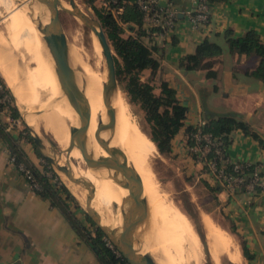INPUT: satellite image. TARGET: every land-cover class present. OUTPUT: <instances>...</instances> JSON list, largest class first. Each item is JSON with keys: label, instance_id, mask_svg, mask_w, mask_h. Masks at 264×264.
I'll return each mask as SVG.
<instances>
[{"label": "crops", "instance_id": "crops-1", "mask_svg": "<svg viewBox=\"0 0 264 264\" xmlns=\"http://www.w3.org/2000/svg\"><path fill=\"white\" fill-rule=\"evenodd\" d=\"M177 5L181 13L178 29L154 38L159 47L155 55L161 58L162 71L152 84L159 91L161 78L167 80L177 89L181 103L188 107L184 125L172 140V152L166 157L177 158L183 170L194 176L191 186L201 185L202 194L209 195L204 199L198 194L197 204L203 211L215 215L220 226L237 241L241 254V262L237 264H264V195L249 196L241 190L231 196L225 188L215 184L206 167L184 148L189 128L203 118L208 120L207 115L217 118L229 111L241 114L264 139V84L243 76L241 67L247 62L243 59L239 64L237 56L226 51L216 62L215 78H208L204 70L190 75L179 66L181 58L193 52L203 39L214 38L228 28L233 29L236 36L254 30L264 41V0L213 1L212 24L201 31L189 26L184 11L190 4L180 1ZM149 74L145 71L143 79L147 80ZM29 145L26 143L23 150L37 163L43 155L37 146L36 155ZM228 152L235 161L260 165L264 173V147L242 129L229 135ZM242 241L253 255L251 259L243 255ZM0 264H102L62 209L36 193L10 163L9 149L1 135Z\"/></svg>", "mask_w": 264, "mask_h": 264}, {"label": "bare ground", "instance_id": "bare-ground-1", "mask_svg": "<svg viewBox=\"0 0 264 264\" xmlns=\"http://www.w3.org/2000/svg\"><path fill=\"white\" fill-rule=\"evenodd\" d=\"M61 1L66 9L73 10L68 0ZM0 2H3L5 6L3 7L7 8L6 10L14 7L13 11L21 9L22 12L15 19L13 18L14 20L11 19L12 21L7 19L8 22L0 30V71L5 82L16 95L17 103L23 107V114L29 125L39 135L38 126L28 113L33 110V106L43 104L51 100L52 97L55 99L57 96L64 95L65 100L62 103L68 105L66 112L69 111L72 126L79 127V115L62 90L54 56L43 39V33L37 27L38 22L43 25L49 24L50 10L37 0H1ZM74 19L78 25L84 24L82 19L75 16ZM7 32H11L14 37L9 34L11 38L6 39L9 38V36L4 37ZM93 33L95 34V32ZM93 45L90 57H86L76 45L68 43L69 61L74 70L78 90L85 95L91 111L93 106L97 109V115L94 114L96 119L95 121L90 120L86 137L72 131L73 143L81 149L83 154L88 150L96 159L108 156V152L102 148L99 142L109 144L123 152L124 156L120 155V160L126 161L128 178L132 182H140L143 185L144 197L147 199L149 207V217L141 232L145 238L142 249H139L140 253H150L157 264H199L201 238L199 240V234L191 221L179 208L169 203L160 187L154 182L152 170L149 169L150 165L147 166L148 164L146 165L140 156L144 150L151 149V143L135 123L124 95L119 89L115 90L111 98L112 106L116 111V123L109 130L104 127V124L109 122L108 109H110L104 96L108 81V69L98 37L97 40L94 39ZM85 53L87 54V52ZM18 55L23 60L33 57L36 66L33 75L34 83L28 82L31 79L30 66L26 65L24 70L20 69ZM97 127L98 133L93 141ZM62 138L65 137L61 136L60 139L62 140ZM92 141L94 150L90 146ZM55 160L57 165L65 166L63 161L57 160V157ZM70 166L71 175L76 178H86L93 183L95 196L92 207L100 214L102 224L111 227L118 234H126L129 224L140 221L139 215L126 202L127 197L122 192L123 190L129 192V190L114 180L116 173L112 165L103 162L95 169L87 167L85 172L73 167L71 161ZM60 173L63 181L84 203L88 197V189L72 182L66 173L62 171ZM118 178H121V175H118ZM133 191L135 193L137 189L133 188ZM115 192L122 202L114 205L115 201L112 197ZM128 208L129 214H132L131 217L129 216L130 218H127ZM201 223L205 229V238L213 264H219L222 255H226L231 262L240 263V249L234 240L226 235L221 227L207 215H201Z\"/></svg>", "mask_w": 264, "mask_h": 264}, {"label": "trees", "instance_id": "trees-1", "mask_svg": "<svg viewBox=\"0 0 264 264\" xmlns=\"http://www.w3.org/2000/svg\"><path fill=\"white\" fill-rule=\"evenodd\" d=\"M92 1L86 0L89 4H92ZM106 1L109 2V0ZM120 5H124V11L114 14L110 9L104 11L92 4L116 53L115 60L120 87L126 92L129 103L139 104L144 111L145 120L150 130L143 129L142 131L156 144L161 155L168 156L172 152V140L184 125L188 107L181 103L177 89L167 80L161 78L159 91L156 90L152 80L156 78L157 73L162 71V62L161 58L155 55L159 51V47L154 42L155 37L149 36L142 28V12L137 6L131 4L128 0H119V4L116 5L110 3V7L113 8ZM126 30L131 33L126 35ZM145 39L154 44L149 46ZM225 51L232 56H237L239 64L244 61L247 62L241 67L240 72L243 76L261 81L264 84V41L254 30H247L243 35L236 36L234 30L228 28L222 34H215L214 38L206 37L197 44L193 52L181 58L179 66L190 75L204 70L208 78H215L217 72L214 67L218 58ZM145 71L150 72L147 80L143 79ZM0 84L7 89L6 92L11 98L7 102L10 106L11 116L13 118L21 117L18 108L12 104L13 94L8 90L1 74ZM3 95L4 93L0 91V97ZM4 107L5 103L0 102V113ZM207 116L208 125L206 129L215 135L223 136L227 144H229V135L232 131L242 129L245 133L257 139L264 147V139L260 133L241 114L229 111L219 114L217 118ZM193 130V127L189 128L188 134ZM0 135L12 156H15V163L17 165L24 163L32 168L41 185V190L34 188L33 190L40 196L49 199L52 205L62 209L72 227L80 238L90 246L102 264H129L122 256L117 257L116 253L107 246L105 234L84 211L68 187L62 183L56 184L43 170L32 163L19 142H17L16 136L6 131V125L2 124L1 119ZM31 140L33 141L32 137ZM56 176L57 174L54 172V177ZM58 181L60 180L58 179ZM210 190H215V188H210ZM63 193L66 194L68 199L75 202L77 210L84 212L86 223L77 216L76 212L64 200ZM188 214L194 219L195 224H197L196 228L202 240H204V230L198 220V211H188ZM87 222L94 229L90 228ZM241 245L243 255L251 259L253 255L248 250L245 242L242 241ZM227 261L228 264H234L230 260Z\"/></svg>", "mask_w": 264, "mask_h": 264}, {"label": "rangeland", "instance_id": "rangeland-1", "mask_svg": "<svg viewBox=\"0 0 264 264\" xmlns=\"http://www.w3.org/2000/svg\"><path fill=\"white\" fill-rule=\"evenodd\" d=\"M76 2L78 3V5L80 6V8L82 10H84L89 15L96 17V18H99V17L96 14V11L93 8V6H96V7L100 8L104 11L110 9V6L108 3H106V0H93L92 1L93 6H92V4H89L88 2H86V0H76ZM1 4H2V6H1ZM3 6H4L3 2L2 3L0 2V10H1L0 11V30H2V28L6 25V22L14 20L15 17L18 16L21 12V9L19 11H13L14 7L13 8L11 7L9 10H6L7 8L4 9L5 6L4 7ZM9 14H10V16H9ZM61 17H62L65 32H66V35L68 38V43L76 45L86 57H90L91 51L93 50V46H94L93 45L94 39L97 40V36L93 33L94 31H91L84 24L78 25L74 19V16L68 14L67 12L63 11L61 13ZM5 18H6V20H5ZM7 19H8V21H7ZM125 33H126V35L129 34L127 30ZM9 34L12 35L11 37H14V35L11 32H7L6 35H4V37L6 38L7 36H9V38H6V39H10L11 37ZM145 41H147V44L149 46H152L154 44L153 42H149L148 39L147 40L145 39ZM85 52H87V54ZM18 65L20 66L21 70H24L26 68V65L30 66V72H31L30 77H31V79H29L28 82H30V84H31V82L34 83L35 77H33V75H34V71H35L36 66H35V61H34L33 57H28L27 60H25V59L23 60L18 55ZM6 86H7L8 90H10V92L13 94L14 98H13L12 104H13V106H16L18 108V110L20 111L21 117L16 119V120H19V124L18 125L15 124L11 120V117L9 116V114H11L10 108H8V106H5L0 113V119L2 121V124L6 125V128L9 131L13 132L12 134H14L16 136L17 142H19L22 149L24 148V145L26 143L27 144L29 143L31 145V148L34 150V153L36 155H38V153H37L38 150L36 148V145L31 140L32 132L29 129V127H28L29 123L23 114L24 113L23 107L17 103V99L15 98L16 95L14 94L13 90L7 85V83H6ZM3 90L5 91V93H7L6 88L3 87ZM119 90L124 95V98L126 100V104L128 105L129 110L133 115V119H134L135 123L139 126L141 131L143 129L149 131L150 127L145 120V113L142 110V108L140 107V105L129 103L126 92H124L121 87L119 88ZM11 97H12V95H11ZM52 98H51V100L44 102L43 104H38L37 106L36 105L33 106V110L28 113L30 115V118L36 124V126H38L37 128L39 130V136L44 143V148H42V152L48 156H51L54 158L57 157V160H59L60 162L63 161L64 164L67 165L68 158L66 155V150L67 151L70 150V161L72 162V166L80 169L83 172H85L87 166H86V162L84 160L85 159L84 154L82 153L81 149L73 143V140H72V131H73L72 119L69 116V111L66 112L68 105L62 103V101L65 100V97L63 95L60 97L57 96V98H55V99H52ZM29 100L31 101L30 98H29ZM94 114L97 115V109L95 108V106H93L92 111H91V120L95 121L96 116ZM94 129H95V126H94ZM97 133H98V127L96 128V132L93 135V137H94L93 141H95ZM144 135L148 138L149 142L151 143V149L144 150L140 154V156L145 161L146 165L148 164L147 166L150 165L149 166L150 168L149 167L148 168L152 170V171L151 170L150 171H151V174L154 175V176L152 175L153 180L160 187V189L162 190V192L164 194V197H166V199H168L169 203H171L173 206H175L181 210V212L191 221L196 232L198 231L196 228L197 224H195L194 219L188 214V211H190V212L191 211L192 212L198 211V218H199L198 220L200 221L201 225H202L201 215L204 214V215H207L208 217H210L216 224H218L220 226L219 221L215 215L209 214L208 212L203 211L204 209L199 208V206L197 204V201H198L197 198L200 195H202L205 199L209 195L208 194H206V195L202 194V186L201 185L200 186L196 185L195 187L191 186V185H193L192 184L193 183L192 178L194 176L186 173L185 169L183 170V168L181 167V163H179L177 158L168 159L166 156L161 155L157 149L156 144L145 133H144ZM61 136L65 137L64 139L62 138V140L63 141L66 140V141L63 142L60 139ZM57 137L58 138L60 137V138L58 139ZM93 141H92V144H90V146L94 150ZM71 144L73 145L72 147H71ZM90 146H89V148H90ZM48 151H50V152H48ZM61 152H62V155H61ZM94 153H95V151H94ZM27 156H28V154H27ZM32 163L35 164L39 169H41L43 171H45V168H47V166H48L47 169L51 170L49 172L50 175L52 173L54 174V172H56V174H57L56 177L60 180V183L65 184L68 187L66 182L63 181V179H62L60 171H58L56 169V167L49 160H47L44 156H41L37 163H35L33 161H32ZM68 189L70 190V192L74 196H76V198H78L77 195L75 193H73L69 187H68ZM121 190H123V189H121ZM122 192L125 194V197H127L129 195V192L126 190H123ZM198 194H199V196H198ZM63 197H64V200H66L67 203L70 205L71 209L74 212H76L77 216L79 218H81L86 223L87 220H86V217L84 215V212L81 210H77L75 202L68 199L65 193H63ZM112 199H113V201L116 202V203L114 202V205L120 201L122 202V200H120L118 195L116 196V192L114 193V196L112 197ZM121 199H123V198H121ZM77 200L79 201V203L82 207L85 206L86 200L84 201V203L79 198ZM207 207H209V206H207ZM127 211H128L127 212V215H128L127 218H130L132 216V214H129V208ZM87 225L90 228L94 229V227L90 223H88ZM201 225H200V228H201ZM202 227H203V225H202ZM198 228H199V226H198ZM221 229L225 232L226 235H228L230 238H232L234 240V243L237 245V241L232 237V234L229 231H226L222 227H221ZM139 230H142V227ZM203 230H204V235H205L204 227H203ZM139 238L142 239V242H143L144 237H139ZM198 238L200 240L199 235H198ZM140 242H141V240H140ZM200 254H201L200 255L201 264H213V260L211 259V255L209 254L208 244H207L206 238H204V240H202V242L200 240ZM227 260H229L227 258V256L222 255L220 260H219V264H228ZM200 262H199V264H200Z\"/></svg>", "mask_w": 264, "mask_h": 264}, {"label": "water", "instance_id": "water-1", "mask_svg": "<svg viewBox=\"0 0 264 264\" xmlns=\"http://www.w3.org/2000/svg\"><path fill=\"white\" fill-rule=\"evenodd\" d=\"M37 1L41 4L46 5L50 10L49 24L43 25L41 22H38L37 27L43 33V39L45 40L52 55L54 56L56 62V71L58 73V78L61 83L62 90L71 101L80 118V126L73 127V131L79 133L83 137H86L87 131L90 126L91 108L85 95L78 90L74 70L71 67L69 61L68 38L61 17V13L63 11L67 12L72 16L82 19L84 24L90 30H93L95 32L103 48V53L106 58L108 69V81L106 83L104 96L106 102L110 106V109H108L109 122L105 123L104 127L106 130L113 128L116 123V111L112 106L111 98L115 90L120 88V84L117 76V67L115 60L116 53L107 36V33L102 25L101 20L99 18L89 15L87 12L80 9L76 0H68L73 10L66 9L63 6L61 0ZM28 127L32 132L31 137L37 148L40 150L41 154L47 160H49L57 168L58 171L66 173L68 175V178L72 182H74L75 184L82 185L88 189L89 193L86 200V204L83 209L88 214V216L94 221L97 227L103 231L105 236L113 242L122 257L126 259L129 264H157L150 253L139 252V249H142L144 242V240L142 242V239H140L139 237H144L141 232L144 230L145 222L148 220L149 217V207L147 199L144 197L143 185L140 182H132L128 178L129 176L127 175L128 168L126 165V161L120 160V155H123V152L120 149L111 147L109 144H106L104 142H99V144L104 150L108 152V156H103L96 159L93 157V155L88 152V150L84 151V160L88 168L95 169L103 162L109 163L110 165H112L113 170L116 173L114 180H116L119 184L129 190V195L126 198V202L139 215L140 221L134 224H129L126 234H118V232H116L111 227L102 224L100 214L92 207V201L95 196V188L93 183L86 178H76L71 175L70 150H66V155L68 158L67 165H57L54 157L48 156L42 152V148H44V143L40 136L29 124ZM72 146L73 145L71 144V147ZM118 175H121V178H118ZM133 188H136L137 192L134 193ZM141 227L142 230L139 231Z\"/></svg>", "mask_w": 264, "mask_h": 264}, {"label": "built area", "instance_id": "built-area-1", "mask_svg": "<svg viewBox=\"0 0 264 264\" xmlns=\"http://www.w3.org/2000/svg\"><path fill=\"white\" fill-rule=\"evenodd\" d=\"M131 4L137 6L142 12V28L151 37L164 36L174 33L179 26L180 11L177 3L187 1L190 5L186 9L185 14L188 18L189 26L192 30L201 31L212 24L213 16V1L211 0H128ZM109 4H119V0L106 1ZM114 13L124 11V5L117 8L110 7ZM0 91L4 93L0 97V102L5 103V106L10 101V96L5 93L3 86L0 84ZM9 97V98H8ZM11 120L15 124H19L18 118H13L9 114ZM9 117V118H10ZM13 118V119H12ZM208 125L206 119H201L198 124L193 127V131L187 134V142L184 145L186 153L193 159L202 163L207 173L211 176L215 184L222 186L232 196L236 192L244 190L249 196L258 194L264 195V173L260 165L249 162L235 161L228 152V144L223 136L215 135L213 132L206 129ZM10 129V128H9ZM6 131H9L6 128ZM9 161L14 164L20 173L28 180L32 188L41 190V185L38 182L32 168L24 163L16 164L15 156H12L9 151ZM48 168V166H47ZM45 168L44 173L53 179V182L60 184L57 177L49 169ZM50 168V167H49ZM107 246L110 247L117 255H122L117 250L111 240L105 237Z\"/></svg>", "mask_w": 264, "mask_h": 264}]
</instances>
